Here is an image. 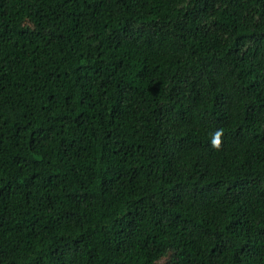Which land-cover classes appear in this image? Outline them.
<instances>
[{"label":"trees","instance_id":"16d2710c","mask_svg":"<svg viewBox=\"0 0 264 264\" xmlns=\"http://www.w3.org/2000/svg\"><path fill=\"white\" fill-rule=\"evenodd\" d=\"M0 264H264V0H0Z\"/></svg>","mask_w":264,"mask_h":264},{"label":"clouds","instance_id":"9594fccd","mask_svg":"<svg viewBox=\"0 0 264 264\" xmlns=\"http://www.w3.org/2000/svg\"><path fill=\"white\" fill-rule=\"evenodd\" d=\"M219 135H220V131H217L215 133L214 138L212 139V144L213 145H218L219 144Z\"/></svg>","mask_w":264,"mask_h":264}]
</instances>
